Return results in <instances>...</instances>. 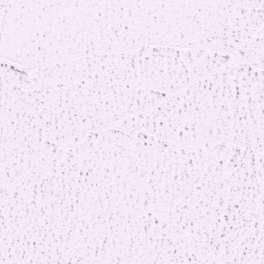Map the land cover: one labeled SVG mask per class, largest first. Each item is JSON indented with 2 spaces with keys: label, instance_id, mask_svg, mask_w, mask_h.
Here are the masks:
<instances>
[{
  "label": "snow or ice",
  "instance_id": "1",
  "mask_svg": "<svg viewBox=\"0 0 264 264\" xmlns=\"http://www.w3.org/2000/svg\"><path fill=\"white\" fill-rule=\"evenodd\" d=\"M0 264H264V0H0Z\"/></svg>",
  "mask_w": 264,
  "mask_h": 264
}]
</instances>
